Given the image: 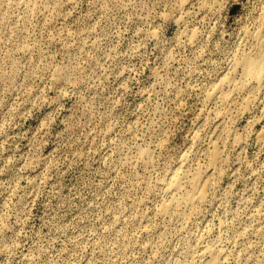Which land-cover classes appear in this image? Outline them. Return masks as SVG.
Wrapping results in <instances>:
<instances>
[{
    "label": "rangeland",
    "instance_id": "374dc122",
    "mask_svg": "<svg viewBox=\"0 0 264 264\" xmlns=\"http://www.w3.org/2000/svg\"><path fill=\"white\" fill-rule=\"evenodd\" d=\"M141 4L142 0H0V220L8 216L0 223V264H172L182 248L191 245L198 251L199 238L204 244L217 242L229 256L224 264H264V140L257 139L263 131L261 107L243 115L233 109L230 125L243 144L233 151L228 146L231 164L219 183L214 180L213 189L219 191L209 194L184 224L177 217L158 216L159 181L151 168L128 161L126 153L113 152L112 120L85 127L68 99V89H61L64 100L57 99V73L63 74L77 54L92 60L98 41L108 46L109 40L102 37L109 23L127 22L122 28L125 43L115 38L116 52L127 51V41L143 27L140 16L146 13H141ZM193 5L197 19L211 17L214 33H226L237 51L241 40L236 33L254 0H204L203 5L201 0H188L185 11ZM166 18L160 10L151 29L153 41L162 27L160 20ZM176 35L175 22L168 21L165 38L172 41ZM145 46L150 52L146 66L140 73L131 71L155 84L157 74L163 76L167 69L162 71L155 42ZM130 59L139 67L135 57ZM173 67L179 71L168 95L176 126L170 140L159 142L162 152L173 149L169 175L194 136L200 135L201 148L208 142L216 104L205 97L222 78L206 57L188 74L180 63ZM127 75L124 72L119 80L126 83ZM133 91L126 98L129 104L140 100L139 89ZM12 203L16 214L9 212ZM146 226L149 233H141Z\"/></svg>",
    "mask_w": 264,
    "mask_h": 264
},
{
    "label": "clouds",
    "instance_id": "9594fccd",
    "mask_svg": "<svg viewBox=\"0 0 264 264\" xmlns=\"http://www.w3.org/2000/svg\"><path fill=\"white\" fill-rule=\"evenodd\" d=\"M186 3L188 0H147V2L142 0L140 10L141 13H146L140 16L143 27L140 29V34L127 41L126 52L120 54L116 52L115 38L119 36L118 43H125L122 28L127 26V22L109 23L108 34L102 37V40H109L108 46H102V41H98L92 48V60L77 54L71 57L63 74L57 73V99L64 100L66 93L61 89H68V99L77 106V112L80 113V119L84 120L85 127L112 120L116 137L111 145L113 152L126 153L128 161H140L148 165L153 176L157 177L159 183L165 187L173 149L165 147L162 152L159 142L162 139L170 140L171 128L176 126L174 102L168 95L171 88L175 87V74L179 71L173 67L174 63H180L184 73L188 74L190 71H196L200 64L205 62L206 57L207 63L212 65L214 70L218 69L221 75L227 74L231 77L230 83L235 84V87L230 88L231 91L237 94L242 93L249 84L252 85V89L264 87V74L259 76L244 74L243 66L248 58L236 53L235 46L225 39L226 33L218 31L214 33L211 17L204 20L197 19L196 5H193L189 12L184 9ZM203 3L204 0H201L202 5ZM160 10L167 13V18L160 20L162 27L158 28L159 35L153 41L151 29L156 25ZM168 21H174L176 24L177 35L172 41L164 36ZM241 25L239 32L236 33L237 39L241 41L257 27L264 28V0H254L252 10L242 20ZM210 36H213V39H208ZM153 42L161 56L162 71L167 69L165 75L157 74L155 84L151 80L143 82L140 75H133L131 71L134 68L136 73H140L141 68L146 66L150 52L145 45ZM82 44L81 38V45H78L81 51ZM189 48L192 50L190 53ZM201 50L204 53L203 56L200 55ZM132 57L136 58L135 63L139 67L133 65L130 59ZM198 60L199 64H197ZM46 70L51 71L50 68ZM124 72L128 73L125 78L126 83L119 80ZM109 75L112 79H109ZM169 75L173 78L169 79ZM70 84H75V89L70 88ZM121 86L123 91L120 90ZM137 88L140 100L129 104L126 98L133 96L135 94L133 90ZM146 94H150L152 99H147ZM201 131L203 132V129ZM206 137L207 133H205V139ZM223 142L222 137L221 148L215 151L213 161L206 162L205 165L217 170L215 177L217 183H219L220 175L226 172L231 164V161L227 159L228 152L223 150ZM233 150L234 146L229 148V151ZM205 160H207V153H205ZM182 162L186 163L187 157H182ZM178 180L180 184L192 186L193 196L199 191V179L192 177L190 173L186 172L178 177ZM9 188L11 185L5 190ZM213 191H219V188L213 189L209 185V194ZM204 200V197H200L197 202L203 205ZM16 203H19V200ZM16 203H12L9 209L12 214H16ZM7 219L8 216L5 215L0 223ZM18 222H22L19 216Z\"/></svg>",
    "mask_w": 264,
    "mask_h": 264
},
{
    "label": "bare ground",
    "instance_id": "6f19581e",
    "mask_svg": "<svg viewBox=\"0 0 264 264\" xmlns=\"http://www.w3.org/2000/svg\"><path fill=\"white\" fill-rule=\"evenodd\" d=\"M236 53L239 56L248 58L243 66L244 74H256L258 76L264 74V28L257 27L245 37ZM230 81L231 77L227 74L222 75L219 85L214 86L206 94L208 97L206 101L209 104H216V107L213 109L212 114L211 112L208 113L214 116L215 120L214 122L212 121L214 129L205 147H200L202 144L200 135L194 136L186 152L182 155V157H187V162H182V157L179 159L177 168L169 175L166 181V187L158 183V199L161 201L157 214L162 220L177 217L180 222L185 224L200 206L197 202L199 198L204 197V203L207 200L209 185L212 188L214 187L217 170L205 165L206 162L210 163L213 161L215 151L221 148V138H224L223 150L226 152L228 146L239 147L243 144V138L238 137L236 134L234 135L230 125L234 108H237L239 115L249 113L256 107L263 109V115L260 119L263 131L257 136V139L259 142L264 140V87L252 89V85L249 84L242 93L237 94L230 90L231 87H235L234 82L230 83ZM249 89L252 90L250 91ZM238 98H240L239 102L237 101ZM203 124L202 126H204ZM205 153H207V160H205ZM186 172L190 173L192 177L199 179V191L195 196L192 194V186L180 184L178 180V177L183 176ZM189 201H191V204H189ZM261 215L264 217L263 213ZM149 231L146 226L141 233L147 234ZM198 241V251L191 245L184 247L177 252L176 259L172 264H224L227 261L229 256L225 254L226 252L223 249L218 248L217 244H215L217 242L204 244L202 238L201 240L199 238Z\"/></svg>",
    "mask_w": 264,
    "mask_h": 264
}]
</instances>
